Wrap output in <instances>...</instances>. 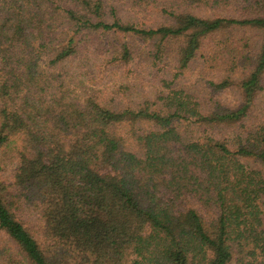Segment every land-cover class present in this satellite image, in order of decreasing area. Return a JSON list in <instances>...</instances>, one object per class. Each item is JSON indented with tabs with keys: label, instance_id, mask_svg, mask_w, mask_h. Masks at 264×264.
I'll return each mask as SVG.
<instances>
[{
	"label": "trees",
	"instance_id": "1",
	"mask_svg": "<svg viewBox=\"0 0 264 264\" xmlns=\"http://www.w3.org/2000/svg\"><path fill=\"white\" fill-rule=\"evenodd\" d=\"M263 98L264 0H0V264H264Z\"/></svg>",
	"mask_w": 264,
	"mask_h": 264
},
{
	"label": "rangeland",
	"instance_id": "2",
	"mask_svg": "<svg viewBox=\"0 0 264 264\" xmlns=\"http://www.w3.org/2000/svg\"><path fill=\"white\" fill-rule=\"evenodd\" d=\"M220 11V10H219ZM203 13L205 14V13H207L206 11H203ZM216 13V10H210L209 11V13H207V15H211V14H215ZM240 14V12H239V10L238 9H236V8H228L227 10H222V11H220V15H230V16H237V15H239ZM92 59V64H94V62H95V59L94 58H91ZM137 65L140 67V68H136L137 67ZM144 67H145V65L143 64V63H141V62H139V61H136V66L135 67H133L132 68V71H133V74L134 73H136L137 75H138V80L140 81H138L137 80V82H136V87L138 88V90L140 89V86H143L144 87V90H145V92L146 93H143L142 92V96H144V95H146V94H149V93H151V92H153V85H157V82H156V78L154 77V76H152V75H150L149 76V74H148V72H146V71H144ZM134 77V76H133ZM85 78V80L86 81H90L92 84H93V78H94V76H93V74H90V77L89 78H87L86 76L85 77H82V79H84ZM88 84H90L89 82H88ZM143 84H145V85H143ZM229 97H230V99H232L233 100V97L235 98V94H230L229 95ZM263 102H262V108H264V98H263V100H262ZM6 165H5V171H4V174H5V176H7L8 178H10V176H11V174L13 173V171H14V169H15V160L12 158V155H10L7 159H6ZM29 220L31 221V222H35V217H33V216H29ZM31 225V227L32 226H35V225H33L32 223H30Z\"/></svg>",
	"mask_w": 264,
	"mask_h": 264
}]
</instances>
